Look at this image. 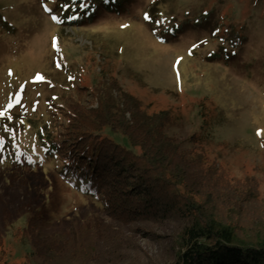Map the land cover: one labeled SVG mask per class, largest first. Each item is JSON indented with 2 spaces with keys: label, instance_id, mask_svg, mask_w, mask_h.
Listing matches in <instances>:
<instances>
[{
  "label": "rangeland",
  "instance_id": "obj_1",
  "mask_svg": "<svg viewBox=\"0 0 264 264\" xmlns=\"http://www.w3.org/2000/svg\"><path fill=\"white\" fill-rule=\"evenodd\" d=\"M57 1L0 0V113L22 89L37 116L52 96L95 109L93 89L116 82L147 113L169 111L170 138L264 202V0H134L122 17L94 7L76 26L53 21ZM8 145L0 141L2 262L46 264L30 239L61 264L173 258V221L128 218L57 169L16 161Z\"/></svg>",
  "mask_w": 264,
  "mask_h": 264
},
{
  "label": "trees",
  "instance_id": "obj_2",
  "mask_svg": "<svg viewBox=\"0 0 264 264\" xmlns=\"http://www.w3.org/2000/svg\"><path fill=\"white\" fill-rule=\"evenodd\" d=\"M133 3L58 0L60 12L48 13L56 17L53 21L76 26L78 17L88 21L94 16V7L122 17ZM91 95L97 100L95 109L52 96L43 99L45 111L37 116V108L21 102L22 89L0 115L2 149L13 144L9 149L16 161L25 157L31 166L57 169L81 195L114 206L128 218L173 221L174 256L162 264H264V202L260 204L252 186L238 191V182L224 169L184 151L165 133L173 123L169 111L147 113L116 82L102 83ZM30 241L35 249L31 255L61 264L52 246L45 251ZM0 264L11 263L0 256ZM23 264L35 263L28 259Z\"/></svg>",
  "mask_w": 264,
  "mask_h": 264
},
{
  "label": "snow or ice",
  "instance_id": "obj_3",
  "mask_svg": "<svg viewBox=\"0 0 264 264\" xmlns=\"http://www.w3.org/2000/svg\"><path fill=\"white\" fill-rule=\"evenodd\" d=\"M145 18L147 19L148 17L146 16ZM53 19H56V17H53ZM0 115H2V113H0Z\"/></svg>",
  "mask_w": 264,
  "mask_h": 264
}]
</instances>
